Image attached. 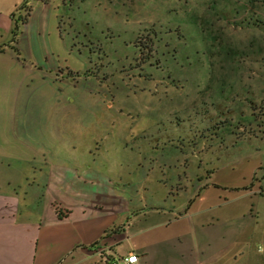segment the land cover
Here are the masks:
<instances>
[{
  "label": "rangeland",
  "instance_id": "obj_1",
  "mask_svg": "<svg viewBox=\"0 0 264 264\" xmlns=\"http://www.w3.org/2000/svg\"><path fill=\"white\" fill-rule=\"evenodd\" d=\"M34 61L49 146L113 191L179 205L212 174L263 180L264 0H34Z\"/></svg>",
  "mask_w": 264,
  "mask_h": 264
},
{
  "label": "crops",
  "instance_id": "obj_2",
  "mask_svg": "<svg viewBox=\"0 0 264 264\" xmlns=\"http://www.w3.org/2000/svg\"><path fill=\"white\" fill-rule=\"evenodd\" d=\"M46 70L34 61V0L0 7V264H110L129 254L138 264H264V175L226 194L212 174L179 205L113 191L92 165L49 146Z\"/></svg>",
  "mask_w": 264,
  "mask_h": 264
},
{
  "label": "built area",
  "instance_id": "obj_3",
  "mask_svg": "<svg viewBox=\"0 0 264 264\" xmlns=\"http://www.w3.org/2000/svg\"><path fill=\"white\" fill-rule=\"evenodd\" d=\"M258 251L263 252V249L259 247ZM110 264H138V258L135 254H129L118 261L111 262Z\"/></svg>",
  "mask_w": 264,
  "mask_h": 264
},
{
  "label": "trees",
  "instance_id": "obj_4",
  "mask_svg": "<svg viewBox=\"0 0 264 264\" xmlns=\"http://www.w3.org/2000/svg\"><path fill=\"white\" fill-rule=\"evenodd\" d=\"M17 29H18V26H17V24H16L15 27H14V29H13V33H14V35L17 33Z\"/></svg>",
  "mask_w": 264,
  "mask_h": 264
}]
</instances>
